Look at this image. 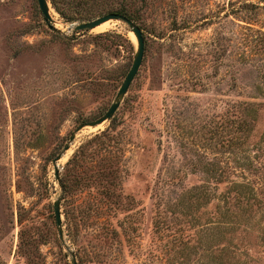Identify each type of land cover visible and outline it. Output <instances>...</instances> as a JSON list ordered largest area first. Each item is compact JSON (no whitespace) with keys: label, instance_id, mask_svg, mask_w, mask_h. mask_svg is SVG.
Listing matches in <instances>:
<instances>
[{"label":"rangeland","instance_id":"obj_1","mask_svg":"<svg viewBox=\"0 0 264 264\" xmlns=\"http://www.w3.org/2000/svg\"><path fill=\"white\" fill-rule=\"evenodd\" d=\"M258 1L157 2L135 23L144 55L118 109L100 125L78 130L104 115L116 98L136 52L129 26L120 20L75 32L71 27L81 22L64 21L51 7L49 29L37 1L0 0V264L220 261L216 250L226 238L218 227L225 223L211 222L215 205L222 206L226 179L254 181L244 162L257 153L264 132L262 105L245 152L230 153L224 144L225 103L242 98L264 103V78L255 76L249 61L255 58H238L241 37L249 31L229 10L243 2L264 6ZM257 19L251 26L264 32V8ZM112 125L108 157H120L126 167L120 180L129 204L119 211L104 204L97 211L92 193L72 200L59 178L65 175L71 186L75 176L88 178L102 169L97 155L81 164L69 160L93 134ZM72 134L73 145L57 163L58 182L54 159ZM258 161L264 165V156ZM209 162L217 164L218 175L243 165L222 176L208 203L186 211L187 191L210 180L202 168ZM255 220L240 225L247 235L240 230L234 235V244L240 242L237 264H264V214Z\"/></svg>","mask_w":264,"mask_h":264},{"label":"trees","instance_id":"obj_2","mask_svg":"<svg viewBox=\"0 0 264 264\" xmlns=\"http://www.w3.org/2000/svg\"><path fill=\"white\" fill-rule=\"evenodd\" d=\"M54 11L67 22H85L97 16H102L107 13H121L131 19L134 23H139L142 19L149 14L153 6L160 0H48ZM169 2H175V0H167ZM258 2L264 4V0ZM264 6L253 4L251 2H243L240 5L229 10L231 16L234 18H241L246 26L245 28L250 32L243 33L240 43L243 44V49L238 56L239 60L245 61L247 56L250 58V62H254L253 70H255V76L264 78V32L261 31L262 27L254 29L251 25L258 22L260 9ZM241 12L246 13L243 16ZM172 13L175 15V9H172ZM172 19L173 26H175V16ZM171 30H176L171 29ZM231 44V39H228L226 44V53L229 56L228 45ZM249 46L251 50L249 49ZM253 51V54H249ZM248 54V55H247ZM230 57V56H229ZM259 61L260 63H258ZM240 63V61H238ZM239 69V68H238ZM239 71V70H238ZM237 80V79H234ZM256 89L262 91V87L256 86ZM264 103L255 101V99L242 98L233 99L225 103V121L223 130H225L224 144L227 146L230 153H233V149H241V151L247 146L254 129V123L258 117V111ZM83 124V123H82ZM115 131L114 126H109L107 129L100 133L93 134L87 141L76 148L69 160V162H76L81 164L83 159H89L96 155L102 157L104 166L102 169L90 175L88 178L75 176L73 178V185L69 186V182L65 175L59 178L60 185L72 200H77L84 192H90L95 199V208H101L104 204L108 209L113 211H119L126 207L128 196L122 192V176L127 172L123 163H120L122 159L117 156L113 158L108 157L111 153V145L115 135L112 133ZM257 153L252 159L246 157L244 167L251 176L254 177V181H235L232 179H226V187L220 194V201L222 206L216 204V211L214 212V219L211 222L225 223L223 228L218 227V234L221 239L219 242H223L219 248L218 256L215 258L218 263L216 264H237L239 253V243L234 244V235L237 232H245L247 235L248 229L244 226L240 228L241 224L247 226V223L255 222V217L258 213L264 214V165L258 160L264 156V132L260 135L257 143ZM122 155V154H121ZM104 156V158H103ZM255 163L254 165V162ZM68 162V163H69ZM243 164L240 166L242 167ZM239 165L234 167L224 168L219 172L217 164L215 162H209L202 168L210 175L207 183L193 186L187 191L188 203L186 211L193 209L197 210L200 205L208 203L210 195H212L216 186L223 181L222 176L230 172L233 168H240ZM166 181V180H165ZM170 182L169 180L166 181ZM75 193H73V192ZM78 194V197H77ZM214 194V193H213ZM97 209V211H98ZM100 211V210H99ZM158 216V215H157ZM156 216V217H157ZM157 218H160L159 216ZM194 220V219H193ZM160 221H156L159 223ZM156 228L161 227L156 225ZM163 230V229H162ZM243 235V237L245 236ZM225 240V241H224ZM242 239H240L241 241ZM179 244L183 249H187L186 240L180 239ZM220 244V243H218ZM217 244V245H218ZM215 245V246H217ZM224 259V261L222 260Z\"/></svg>","mask_w":264,"mask_h":264},{"label":"water","instance_id":"obj_3","mask_svg":"<svg viewBox=\"0 0 264 264\" xmlns=\"http://www.w3.org/2000/svg\"><path fill=\"white\" fill-rule=\"evenodd\" d=\"M37 1L39 10L41 12V15L43 17V21L48 26L47 28L51 29L52 22L54 21L51 14H50V3L48 0H35ZM123 21L129 26L130 32L133 33L135 39H136V52L134 55V58L132 59L131 67L129 68L128 72L126 73L123 82L121 83L120 88L118 89V93L116 95V98L114 99L113 103L110 105L109 109L106 111L104 115H102L100 118H96L94 120H91L89 123H86L84 125H81L78 130L82 129L85 126H96L97 124L100 125L101 123L109 120L112 118L116 110L118 109L120 105V101L123 98L124 94L126 93V89L130 87L134 77L137 75L138 70L142 64V59L144 55V42L142 38L141 31H139V27L131 21L127 16L124 14L119 13H107L104 15L97 16L95 18L90 19V21L81 22V23H75L71 27L73 31L80 32V31H89V29L94 28L98 25H102L109 21ZM77 130V131H78ZM76 139V135L72 134L69 138V142L65 144V146L62 148V153H59L54 159V179L55 181H58L59 177V168H58V161L62 158L64 151L71 148L74 141ZM59 182V181H58ZM60 202L55 201L53 203L52 211L54 213L55 222L56 225L59 227V233L61 232V213L59 211ZM72 264H77L76 261L73 259Z\"/></svg>","mask_w":264,"mask_h":264},{"label":"bare ground","instance_id":"obj_4","mask_svg":"<svg viewBox=\"0 0 264 264\" xmlns=\"http://www.w3.org/2000/svg\"><path fill=\"white\" fill-rule=\"evenodd\" d=\"M50 14H51V16L53 17V14L51 13V10H50ZM109 22H111V21H109ZM118 22H119V21H118ZM120 22H121V21H120ZM106 23H108V22H106ZM106 23H104V24H102V25L100 24V25L96 26L95 28H92V30H93V29H96V28H99V27L101 28V26L105 25ZM107 25H108V24H107ZM65 154H66V152L63 154L61 160L63 159V157L65 156ZM61 160H60V161H61ZM60 161H59V163H60Z\"/></svg>","mask_w":264,"mask_h":264}]
</instances>
